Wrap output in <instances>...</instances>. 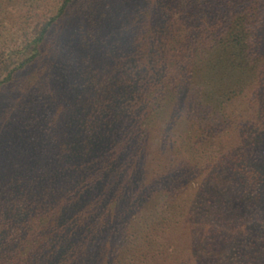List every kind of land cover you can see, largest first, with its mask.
<instances>
[{"label": "rangeland", "instance_id": "374dc122", "mask_svg": "<svg viewBox=\"0 0 264 264\" xmlns=\"http://www.w3.org/2000/svg\"><path fill=\"white\" fill-rule=\"evenodd\" d=\"M158 1L170 2L174 8L181 2ZM156 3L155 0H0V82L12 72V80L0 87V175L6 174L14 182L15 174L23 176L28 168L34 172L37 168H48V149L41 156L33 150L31 158L26 150L42 138L46 141L64 138V123L73 106L80 96L84 100L88 94L84 85L90 81L89 75L94 74L102 81L109 76L120 50L135 43L131 29L138 28V33L146 36L154 27L153 14L159 8ZM64 4V12L59 15ZM240 8L238 5L232 11L238 12ZM54 18L38 46L39 52L30 60L33 42ZM134 21L137 25L132 27ZM187 26L188 22L177 27L175 35L165 40V48L174 51L183 41ZM195 40L200 41V35L195 34ZM121 41L124 46L119 45ZM196 44L197 41L192 45L194 51L192 46L189 48L192 57L188 89L192 94L187 97L186 93L176 100L169 77L146 92L147 107L138 129L135 128L129 154L132 153L124 157V181L107 195L97 193V199L104 205L100 217L116 221L118 233L131 237L129 240L116 237L111 244L119 249H113V255L100 264H144V259L138 263L130 261L141 253L146 259L154 255L147 264H199L190 257L192 228L184 217L210 166L223 158L228 164L236 155L257 166L255 151L247 147L249 131L257 130V107L264 97L257 92V62L237 65L236 60H231L235 57L230 49ZM141 49L144 52L146 46L143 44ZM170 58L172 67L175 57ZM26 60L29 61L24 63ZM193 93L195 102L188 99ZM184 108H196L197 112L186 114ZM244 128L249 129L248 133ZM33 160L37 162L34 165ZM225 169L228 174L230 170ZM134 175L139 179L133 182ZM135 195L143 198L139 207L130 204ZM121 199L134 207L133 210L127 207L130 215L126 219L115 209Z\"/></svg>", "mask_w": 264, "mask_h": 264}, {"label": "trees", "instance_id": "16d2710c", "mask_svg": "<svg viewBox=\"0 0 264 264\" xmlns=\"http://www.w3.org/2000/svg\"><path fill=\"white\" fill-rule=\"evenodd\" d=\"M155 1L159 8L147 35L131 29L135 43L118 51L109 76L102 81L89 75L90 81L84 85L88 94L84 100L80 96L73 106L64 123V138H42L35 145L29 144L26 154L30 158L34 151L39 156L44 149L50 151L48 168L35 172L28 168L23 176L15 174L14 182L6 174L0 175V264H100L113 255V249H119L111 242L123 236L116 221L100 217L104 205L97 193L107 195L124 181V157L132 153L135 128L147 107L146 92L169 77L176 100L192 94L188 89L189 61L196 41L201 47L209 43L210 49H230L236 58L231 60L237 65L257 62V92L264 96V0H181L177 8L170 2ZM238 5L241 8L233 12ZM54 20L33 42L30 60L39 52L38 46ZM186 22L190 26L183 41L174 51L165 48V40ZM136 25L134 21L132 27ZM195 34L200 35V41L195 40ZM123 42L119 45L124 46ZM170 57H175L172 67ZM11 80L9 72L0 87ZM188 99L197 100L195 94ZM184 109L186 114L197 112L196 108ZM256 117L257 130L249 131L247 147L255 151L257 166L237 155L228 164L223 158L211 165L184 217L192 228L190 257L199 264H264V97ZM248 130L244 128L245 133ZM33 161V165L37 163ZM225 168L230 170L228 174ZM136 175L133 182L139 179ZM142 199L135 195L130 204L139 207ZM121 200L115 209L126 219L131 205ZM126 237L123 239L131 238ZM141 254L130 261L144 259L145 264L154 258Z\"/></svg>", "mask_w": 264, "mask_h": 264}]
</instances>
